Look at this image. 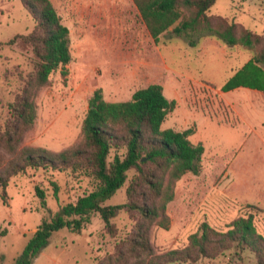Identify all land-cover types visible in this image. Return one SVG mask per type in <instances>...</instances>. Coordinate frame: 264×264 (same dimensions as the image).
Instances as JSON below:
<instances>
[{
  "label": "rangeland",
  "instance_id": "374dc122",
  "mask_svg": "<svg viewBox=\"0 0 264 264\" xmlns=\"http://www.w3.org/2000/svg\"><path fill=\"white\" fill-rule=\"evenodd\" d=\"M49 1L69 29L71 62L66 77L58 70L39 90L36 120L24 134L21 146L54 153L75 147L94 90L100 88L105 101L123 102L139 88L160 84L164 96L176 102L162 129H191L190 142L201 143L204 154L199 174H186L175 184L174 199L166 208L169 229L151 226L154 254L183 250L202 222L225 231L240 216L252 215L257 231L264 237V91L259 95L241 87L223 97L218 91L239 82L257 84L253 80L264 66H255L252 57L262 46L251 50L240 45L228 47L207 36L219 46L199 54V44L186 50L182 37L167 34L154 43L132 0ZM208 16L214 25L222 17L235 21L237 36L245 29L264 38V0H217ZM33 26L20 0H0L1 126L9 117L8 103L19 90L18 75L31 71L32 58L31 48L22 42L5 44L17 35L30 33ZM187 74L198 83L187 84L183 78ZM226 102L233 105L238 117ZM9 160L0 148V164ZM52 184L58 186L56 197ZM35 186L44 191V200L36 196ZM126 186L105 205L123 204ZM91 189L90 180L70 173L27 170L11 178L6 204L0 196V231L6 230L0 236V264L13 263L42 221H51L63 205L74 203ZM111 222L117 230L114 238L104 234V224L97 214L91 216L80 234L66 228L54 232L32 264H107L112 246L130 235L134 219L121 212ZM133 263L130 259L114 264ZM254 263L249 252H243L242 260H238L231 250L225 257L200 259L194 264Z\"/></svg>",
  "mask_w": 264,
  "mask_h": 264
},
{
  "label": "trees",
  "instance_id": "16d2710c",
  "mask_svg": "<svg viewBox=\"0 0 264 264\" xmlns=\"http://www.w3.org/2000/svg\"><path fill=\"white\" fill-rule=\"evenodd\" d=\"M216 1L132 0V3L155 43L159 36L172 32L189 39L193 35L209 36L228 47L240 45L251 50L261 45L252 63L264 66L263 35L244 29L237 36L236 23L228 18L222 17L214 25L208 13ZM20 2L34 26L30 33L17 35L5 45L12 46L20 41L29 46L31 71L27 75L19 73V90L8 103V119L0 125V148L10 156L9 161L0 164V196L6 204L10 179L27 170L84 177L90 180L92 189L74 203L63 205L51 221H42L11 264H32L54 232L66 228L80 234L94 214L103 222L104 234L114 238L117 230L111 221L121 212L133 217V230L128 237L114 243L107 264L128 263L130 259L133 264L177 261L194 264L200 259L225 257L231 250L238 260H242V253L247 251L254 256V264H264V237L257 231L252 215L235 218L225 231L202 222L189 236L183 250H172L162 256L154 254L150 228L154 225L169 229L166 208L174 199L175 184L186 174H199L204 154L201 143L190 142L191 129H162L176 102L164 96L160 84L139 88L130 100L123 102L105 101L102 90H94L82 121L80 142L75 147L54 153L21 146L24 134L36 120L35 98L39 90L48 85L50 76L56 71L59 70L62 77L68 75L66 67L71 62V54L69 29L52 3L49 0ZM253 81L257 84L239 82L232 87L224 86L222 90L241 86L264 91V69H258ZM126 183V201L105 205ZM52 185L56 197L58 186ZM34 190L37 197L45 199L43 190L37 186ZM5 234L6 230L0 231V236Z\"/></svg>",
  "mask_w": 264,
  "mask_h": 264
},
{
  "label": "crops",
  "instance_id": "0c3cea01",
  "mask_svg": "<svg viewBox=\"0 0 264 264\" xmlns=\"http://www.w3.org/2000/svg\"><path fill=\"white\" fill-rule=\"evenodd\" d=\"M136 9V8H135ZM143 24V23H142ZM143 26L145 27V25L143 24ZM145 29H146V27H145ZM146 31H147V29H146ZM147 33H148V31H147ZM169 35L171 38H173V37H182V38H184L185 39V41H186V50L188 49V48H191L193 45H195L196 43L197 44H199V47H198V53L199 54H204V52L205 51H207V49L208 48H211V47H215V46H217L218 45V43L219 42H217V41H215V40H212V39H209V37H203L204 39L203 40H201L202 39V37H200L199 35H193L192 37H191V39H189V38H187L186 36H177V35H174L172 32H167V33H165V34H163V35H161V36H159L158 37V41H157V43L159 42V39L161 38V37H163V36H165V35ZM148 36L152 39V37L149 35V33H148ZM97 38H98V34H97V36H96ZM153 40V39H152ZM201 40V41H200ZM154 41V40H153ZM174 41V40H173ZM194 41V42H193ZM193 42V43H192ZM155 43V42H154ZM173 43V42H172ZM171 43V44H172ZM192 43V44H191ZM219 46V45H218ZM225 46V45H224ZM175 48H177L178 49V47L176 46ZM173 52H174V54H175V50H173ZM160 53V52H159ZM167 68V67H166ZM166 70H169V68H167ZM169 71H171V72H173L174 74H176L173 70H169ZM181 76H183V75H181ZM183 78H185V80L187 81V84H190V81H192V82H196V83H198L196 80H195V78L194 77H190L188 74L187 75H185V76H183ZM199 83H201V82H199ZM149 85V84H148ZM147 86V85H146ZM145 86V87H146ZM144 88V87H143ZM238 88H241V86H239V87H233L232 89H229L228 91H230V90H236V89H238ZM250 89V88H249ZM254 90V92L255 93H258L259 95H261V91H259V90H255V89H253ZM219 92H220V94H222L221 96L223 97L224 95H227V92L228 91H221V90H218ZM134 93V92H133ZM263 95V94H262ZM226 105H228L231 109H232V111L236 114V111L234 110V108H233V105L230 103V102H226L225 103ZM237 115V114H236ZM237 117H238V115H237ZM180 131H183V130H180Z\"/></svg>",
  "mask_w": 264,
  "mask_h": 264
}]
</instances>
